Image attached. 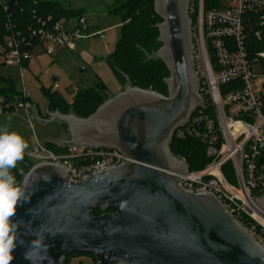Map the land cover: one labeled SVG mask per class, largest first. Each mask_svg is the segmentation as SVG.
I'll use <instances>...</instances> for the list:
<instances>
[{
  "label": "water",
  "instance_id": "water-1",
  "mask_svg": "<svg viewBox=\"0 0 264 264\" xmlns=\"http://www.w3.org/2000/svg\"><path fill=\"white\" fill-rule=\"evenodd\" d=\"M154 6L162 46L153 57L170 72L167 95L127 84L88 117L47 107L46 122L67 127L64 144L117 150L133 161L78 183L67 181L61 164L35 163L20 184L27 202L15 220L23 221L17 231L23 243L11 264H68L73 252L94 254L96 264H264V245L215 194L186 190L172 174L189 170L170 144L203 98L188 0ZM255 200L264 210V195ZM40 235L47 248H30Z\"/></svg>",
  "mask_w": 264,
  "mask_h": 264
},
{
  "label": "built area",
  "instance_id": "built-area-1",
  "mask_svg": "<svg viewBox=\"0 0 264 264\" xmlns=\"http://www.w3.org/2000/svg\"><path fill=\"white\" fill-rule=\"evenodd\" d=\"M210 1L208 5L207 0H188L193 71L203 103L174 134L180 140L191 137L202 142L210 161L201 169L172 174L186 190L215 194L264 245V210L255 200L264 195V0ZM38 23L27 31L7 23L6 45L0 56L4 65L21 68L36 51L53 54L56 45L65 44L74 49L76 40L98 33L91 32L86 16L58 21L48 17ZM250 34L262 47L250 51ZM20 109L30 119L31 103L25 91L12 99L0 93V115ZM59 144L64 148L60 153L38 143L27 155L34 164H61L67 169V181L73 183L133 161L117 150ZM227 165L234 181L227 176Z\"/></svg>",
  "mask_w": 264,
  "mask_h": 264
},
{
  "label": "trees",
  "instance_id": "trees-1",
  "mask_svg": "<svg viewBox=\"0 0 264 264\" xmlns=\"http://www.w3.org/2000/svg\"><path fill=\"white\" fill-rule=\"evenodd\" d=\"M3 2L7 3L8 8H5ZM114 2L117 5L115 12L120 13L122 25L120 37L114 51L107 56V61L121 83L122 90L127 84H131L167 95L168 87L165 79L170 76V72L161 59L153 57L162 46L158 41L157 27L162 19L155 11L154 0H114ZM207 4H211V1L207 0ZM86 12L84 8L65 7L60 0H0V56L1 49L6 45L7 23H13L27 31L29 27L39 25L38 19L51 17L52 21H58L63 18H80L86 16ZM247 44L250 51L262 47V42L251 34L247 38ZM28 62L22 65L26 66ZM5 81L7 85L0 88V93L5 98L12 99L19 90L12 82ZM42 91L47 97L51 112L73 111L79 117H88L108 99L105 95L106 86L103 83H98L95 88L76 90L72 99L58 89L42 87ZM62 126L64 129L67 128L64 124ZM45 144L56 153L64 151L59 143L47 141ZM170 147L175 156L186 160L190 170L201 169L210 161L206 155V146L195 138L188 137L180 140L174 137ZM33 165L34 163L30 162L26 153L23 160L17 162L16 167L11 171L18 185ZM225 169L228 178L234 181L231 166L227 165ZM114 211H116L115 208L108 210V212ZM102 212L100 209L94 210V213L98 215ZM81 255L90 256L93 264H96L95 255L86 252H73L67 257V263L71 264V258Z\"/></svg>",
  "mask_w": 264,
  "mask_h": 264
},
{
  "label": "rangeland",
  "instance_id": "rangeland-1",
  "mask_svg": "<svg viewBox=\"0 0 264 264\" xmlns=\"http://www.w3.org/2000/svg\"><path fill=\"white\" fill-rule=\"evenodd\" d=\"M60 1L65 7L86 9L91 32L98 33L76 40L74 49L65 44L56 45L53 54L36 51L28 64L21 68L4 65L0 58V88L6 87L5 80H8L17 90L25 91L31 103L30 119L24 109L0 115L1 126L9 124V131L20 134L28 142L26 154L32 153L38 143H58L63 136L67 137L59 121L46 122L48 100L42 87L58 89L70 99L76 90L95 88L98 83L106 86L107 98L122 90L121 83L105 59L114 51L122 25L120 13L115 12L117 5L114 0ZM72 262L93 264L92 258L87 255L75 256Z\"/></svg>",
  "mask_w": 264,
  "mask_h": 264
},
{
  "label": "clouds",
  "instance_id": "clouds-1",
  "mask_svg": "<svg viewBox=\"0 0 264 264\" xmlns=\"http://www.w3.org/2000/svg\"><path fill=\"white\" fill-rule=\"evenodd\" d=\"M9 120L11 117L8 118ZM9 124L0 126V264H11L14 260V250L23 241L18 239V225L23 221H16L17 207L23 206L26 200L25 190L17 184L12 173L17 162L24 158L28 142L18 133L9 131ZM42 235L30 243V248L47 245L43 244ZM25 259H30L25 253Z\"/></svg>",
  "mask_w": 264,
  "mask_h": 264
},
{
  "label": "crops",
  "instance_id": "crops-1",
  "mask_svg": "<svg viewBox=\"0 0 264 264\" xmlns=\"http://www.w3.org/2000/svg\"><path fill=\"white\" fill-rule=\"evenodd\" d=\"M39 52H41V51H39ZM41 53H42V52H41ZM64 137H65V136H63V138H62L58 143L62 142V140L64 139Z\"/></svg>",
  "mask_w": 264,
  "mask_h": 264
},
{
  "label": "flooded vegetation",
  "instance_id": "flooded-vegetation-1",
  "mask_svg": "<svg viewBox=\"0 0 264 264\" xmlns=\"http://www.w3.org/2000/svg\"><path fill=\"white\" fill-rule=\"evenodd\" d=\"M72 260H73V258H71V261H70L71 264H73Z\"/></svg>",
  "mask_w": 264,
  "mask_h": 264
}]
</instances>
